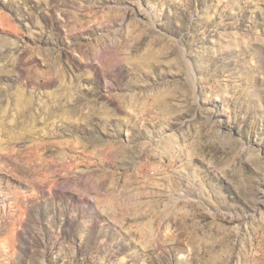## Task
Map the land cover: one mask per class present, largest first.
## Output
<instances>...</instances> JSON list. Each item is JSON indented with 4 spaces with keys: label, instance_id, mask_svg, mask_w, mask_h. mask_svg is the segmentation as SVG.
Masks as SVG:
<instances>
[{
    "label": "rangeland",
    "instance_id": "374dc122",
    "mask_svg": "<svg viewBox=\"0 0 264 264\" xmlns=\"http://www.w3.org/2000/svg\"><path fill=\"white\" fill-rule=\"evenodd\" d=\"M0 264H264V0H0Z\"/></svg>",
    "mask_w": 264,
    "mask_h": 264
}]
</instances>
